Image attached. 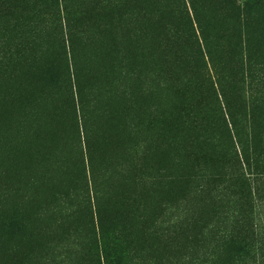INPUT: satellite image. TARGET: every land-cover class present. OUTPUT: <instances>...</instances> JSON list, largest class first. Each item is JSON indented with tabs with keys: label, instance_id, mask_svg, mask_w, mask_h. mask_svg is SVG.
<instances>
[{
	"label": "rangeland",
	"instance_id": "1",
	"mask_svg": "<svg viewBox=\"0 0 264 264\" xmlns=\"http://www.w3.org/2000/svg\"><path fill=\"white\" fill-rule=\"evenodd\" d=\"M128 1L122 10L132 17L125 20L128 27L96 23L105 18L88 10V2L81 6V15L95 18L89 16L82 26L90 35L76 42L98 62L99 75L118 61L110 86L96 93L104 112L93 128L85 127L86 133L80 111L61 89L57 96L64 95L50 105L42 99L46 92L35 73L23 69L18 78L0 80V264H64L67 249L73 256L68 264H89L87 235L95 231L96 205L105 212L112 203L119 214L143 207L146 225L162 223V229L173 208L194 195L188 194L194 186L228 184L222 178L226 157L218 158L211 143L202 149L197 140L188 142L199 108L203 122L217 127V136L229 121L248 133L253 127L254 148L264 153V0H235L239 9L222 0ZM139 7L148 17H138ZM153 15L168 18L173 27H153ZM48 24L47 18L36 27L49 29ZM167 30L191 50V66L183 60L181 77L161 87L155 71ZM15 35L16 43L36 42L22 30ZM174 125L180 130L169 132ZM258 158L264 175V155ZM182 176L189 179L183 182ZM263 178L252 185L259 201L254 222L262 240ZM13 214L24 223L21 231L11 225ZM162 232L150 235L149 243H163ZM180 245L177 238L159 246L156 261L183 264L181 253L175 256L180 262H169Z\"/></svg>",
	"mask_w": 264,
	"mask_h": 264
},
{
	"label": "trees",
	"instance_id": "2",
	"mask_svg": "<svg viewBox=\"0 0 264 264\" xmlns=\"http://www.w3.org/2000/svg\"><path fill=\"white\" fill-rule=\"evenodd\" d=\"M222 1L232 9H239L235 0ZM86 2L90 5L88 10L98 11V14H94L96 17L100 13L105 18L104 22H94L108 27L116 24L118 26L115 27H128L125 20L131 21L132 17L129 13L122 12L123 6L129 3L128 0L125 4L121 0H0V80L18 78L16 74L23 69L35 73L37 83L46 92L41 93L43 101L53 104L64 95L57 96L58 89H61L69 95L71 104L73 102L80 111L84 131L85 127L93 128L97 118L102 116L104 111L97 106L99 103L96 93L110 86L109 74L118 64V61L114 67L109 64L99 75L98 62L89 60L90 55L82 49L83 45L76 42L77 37L83 38L84 33L90 35L88 27L82 26L95 18L81 15V6ZM137 10L138 17L143 18L141 14L148 17L145 7ZM47 18L49 29L36 27ZM149 21L153 27H173L166 17L153 15ZM18 30L26 32L27 36H33L36 42H25L24 45L14 42L17 39L15 32ZM159 52L162 59L155 74H160L156 79L159 83L164 82L161 87H165L172 85L173 77H181L183 72L178 66L182 62L183 67V60L186 66H191V50L184 46L183 40L177 34H171L167 30L163 34ZM21 58L27 60L20 61ZM171 62L172 65L169 66ZM179 80L181 86L184 80ZM7 110L11 115L13 109ZM197 110L199 112L193 116L195 125L191 130L194 137H189L188 142L195 139L199 143L198 147L202 149L211 143L218 158L223 160L226 157L224 164L227 173L223 172L222 178L228 184L214 189L203 185L194 186L188 191V194L194 195H188L186 203L179 208H173L175 213L168 217L166 226L162 229V223L146 225L143 207L137 206L135 212L119 214L120 210L112 203H109L111 206L105 212L96 205L93 213L95 231L87 235L89 264H159L154 253L159 250V246L163 249L168 242L174 244L177 238L181 240V245L176 255L171 256L170 263L181 253L184 255V261H181L183 264H264V240L261 239L258 225L254 222L259 201L255 196L257 188L252 186L257 183L255 180L264 177L263 172L257 169L260 161L258 156L264 153L254 148L255 129L249 126L248 133L245 126L229 121L230 126L223 123V131L217 136V127L211 122H203V109ZM179 130L177 125L169 128L172 133ZM186 179L189 177L181 178L183 182ZM96 189L94 186L92 191L97 193ZM60 192L63 193V190ZM14 215L10 220L11 225L21 231L24 223L21 217ZM134 225L135 232L132 229ZM161 232L165 233L163 243L155 239L149 243L147 238L150 235L156 237ZM77 246L75 243V252H78ZM66 252L64 262L60 257L64 264H68L73 257L70 249ZM178 258L176 261L180 262Z\"/></svg>",
	"mask_w": 264,
	"mask_h": 264
}]
</instances>
